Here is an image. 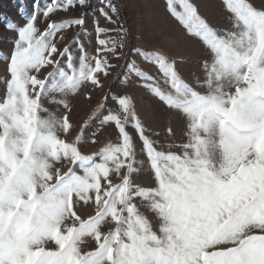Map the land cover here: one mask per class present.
<instances>
[{
	"label": "rangeland",
	"instance_id": "1",
	"mask_svg": "<svg viewBox=\"0 0 264 264\" xmlns=\"http://www.w3.org/2000/svg\"><path fill=\"white\" fill-rule=\"evenodd\" d=\"M0 264H264V0H0Z\"/></svg>",
	"mask_w": 264,
	"mask_h": 264
}]
</instances>
